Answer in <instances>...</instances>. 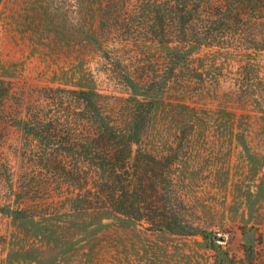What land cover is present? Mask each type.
Instances as JSON below:
<instances>
[{
  "label": "rangeland",
  "instance_id": "1",
  "mask_svg": "<svg viewBox=\"0 0 264 264\" xmlns=\"http://www.w3.org/2000/svg\"><path fill=\"white\" fill-rule=\"evenodd\" d=\"M105 3L0 0V264H216L224 254L247 264V247L264 263V50L248 42L193 50L169 90L150 95L156 103L134 150L150 162L176 231L109 221L90 235L86 216L44 181L56 170L42 168L36 153L45 140L25 124L48 127V142L67 147L89 125L75 91L93 87L120 114L130 96L120 63L138 77L161 69L157 45L101 36Z\"/></svg>",
  "mask_w": 264,
  "mask_h": 264
},
{
  "label": "trees",
  "instance_id": "2",
  "mask_svg": "<svg viewBox=\"0 0 264 264\" xmlns=\"http://www.w3.org/2000/svg\"><path fill=\"white\" fill-rule=\"evenodd\" d=\"M99 31L104 39L115 36L119 42L157 45L155 61L161 69L138 77L125 62H119L117 79L130 92L120 114L105 109L109 102L103 101L93 87L75 91L76 99L84 104L89 125L83 139L78 142L75 134V143L67 147L48 142V127L39 130L25 124L29 133L41 142L45 140L36 153L42 168L56 170L44 176V181L55 182L57 194L65 196L63 204L69 211L86 216L90 235L97 230L96 225L104 228L109 221H147L159 230L176 231L181 224L176 215L175 226L167 224L161 190L147 175L150 162L140 160L135 154L137 148L134 150L156 103L150 95H164L177 79L179 64L202 46L229 49L248 42L264 50V0H106ZM85 38L96 41L92 32ZM138 95L143 99H137ZM67 154L73 160H68ZM9 213L25 218L20 210ZM193 232L210 242L216 239L210 232ZM244 252L247 264H255L252 249L247 247ZM215 263L239 264L227 254L216 257Z\"/></svg>",
  "mask_w": 264,
  "mask_h": 264
},
{
  "label": "water",
  "instance_id": "3",
  "mask_svg": "<svg viewBox=\"0 0 264 264\" xmlns=\"http://www.w3.org/2000/svg\"><path fill=\"white\" fill-rule=\"evenodd\" d=\"M220 240H224V237H223V236H221V237H220Z\"/></svg>",
  "mask_w": 264,
  "mask_h": 264
}]
</instances>
